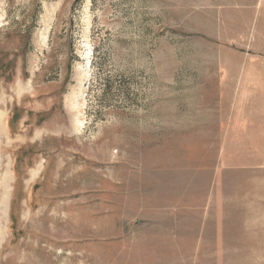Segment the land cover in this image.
I'll use <instances>...</instances> for the list:
<instances>
[{
  "label": "rangeland",
  "instance_id": "obj_1",
  "mask_svg": "<svg viewBox=\"0 0 264 264\" xmlns=\"http://www.w3.org/2000/svg\"><path fill=\"white\" fill-rule=\"evenodd\" d=\"M0 264H264V0H0Z\"/></svg>",
  "mask_w": 264,
  "mask_h": 264
},
{
  "label": "bare ground",
  "instance_id": "obj_2",
  "mask_svg": "<svg viewBox=\"0 0 264 264\" xmlns=\"http://www.w3.org/2000/svg\"><path fill=\"white\" fill-rule=\"evenodd\" d=\"M71 104L74 108L77 110L76 118H75V130L80 131L81 127L83 125V120H82V105L83 103L75 96Z\"/></svg>",
  "mask_w": 264,
  "mask_h": 264
}]
</instances>
